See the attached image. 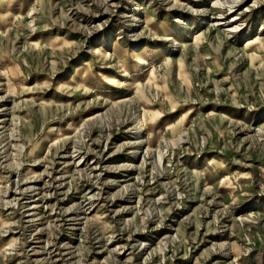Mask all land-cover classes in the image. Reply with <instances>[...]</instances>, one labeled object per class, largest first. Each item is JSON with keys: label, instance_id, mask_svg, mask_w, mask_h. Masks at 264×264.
I'll return each mask as SVG.
<instances>
[{"label": "rangeland", "instance_id": "obj_1", "mask_svg": "<svg viewBox=\"0 0 264 264\" xmlns=\"http://www.w3.org/2000/svg\"><path fill=\"white\" fill-rule=\"evenodd\" d=\"M0 264H264V0H0Z\"/></svg>", "mask_w": 264, "mask_h": 264}, {"label": "bare ground", "instance_id": "obj_2", "mask_svg": "<svg viewBox=\"0 0 264 264\" xmlns=\"http://www.w3.org/2000/svg\"><path fill=\"white\" fill-rule=\"evenodd\" d=\"M140 125V124H139ZM138 127V126H137ZM142 127V126H141ZM140 127V128H141ZM139 129V128H138ZM140 131V130H139ZM142 131V130H141ZM129 169V168H128ZM59 177V176H58ZM35 180V179H34ZM25 181V180H24ZM28 181V180H27ZM31 181V180H30ZM36 181V180H35ZM36 183V182H35ZM30 184V183H29ZM28 186V185H27ZM61 187V186H60ZM31 188V187H30ZM32 189V188H31ZM33 190V189H32ZM37 191V190H36ZM35 191V192H36ZM34 191H32L31 193H32V195L30 196V198L29 199H32L33 200V198H34V196H38V193H35ZM33 196V197H32ZM38 198V197H37ZM37 198L35 199V200H33V201H30V202H27V204H29V205H27V206H29L27 209H26V214L27 215H29V216H31V217H35V216H37L36 215V211H37V203H36V200H37ZM27 199V198H26ZM25 211V210H24ZM37 214H39V213H37ZM24 215V214H23ZM29 222V221H28ZM39 240V239H38ZM32 245V244H31ZM38 247V246H37ZM38 249V248H37ZM40 251V250H39ZM33 254L34 255H37L38 253H37V251H33ZM46 255V254H45Z\"/></svg>", "mask_w": 264, "mask_h": 264}]
</instances>
